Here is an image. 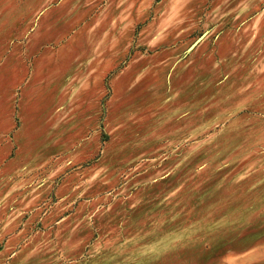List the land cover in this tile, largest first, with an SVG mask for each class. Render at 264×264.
I'll list each match as a JSON object with an SVG mask.
<instances>
[{
	"label": "rangeland",
	"instance_id": "obj_1",
	"mask_svg": "<svg viewBox=\"0 0 264 264\" xmlns=\"http://www.w3.org/2000/svg\"><path fill=\"white\" fill-rule=\"evenodd\" d=\"M263 32L264 0H0V54L45 45L78 84L2 102L24 124L0 134V264H227L259 243Z\"/></svg>",
	"mask_w": 264,
	"mask_h": 264
},
{
	"label": "crops",
	"instance_id": "obj_2",
	"mask_svg": "<svg viewBox=\"0 0 264 264\" xmlns=\"http://www.w3.org/2000/svg\"><path fill=\"white\" fill-rule=\"evenodd\" d=\"M261 17H263V13ZM259 22L261 24L263 21H259V19L255 20V23ZM252 36H257L256 31L251 30L250 37ZM16 38H18V36H16ZM13 41H18L20 43L15 47L16 51L14 53L12 49H10V44ZM260 44L261 47H264V32L260 36ZM44 46L45 45H41L40 48L36 49L34 44H31L30 41L25 42L11 38V42L4 47L3 52L0 54V110L5 102L6 105L9 103L8 105L11 109L15 108L18 115L23 114L24 107H26L28 103H35L45 89L50 90V92L53 91V100L56 98L59 100V103H56L57 106H60L62 98L64 96L66 97L67 94L68 103H71L77 96L78 84L76 79L71 81L70 76L62 78L56 54H47ZM8 53H11V55ZM259 60H261L260 71H264V53L260 55ZM67 90L68 92L66 93ZM257 91V95L260 99H263L260 102L262 105L259 127L261 132L264 133V90L255 89V92ZM56 113L57 111L55 114ZM3 115H0V134L9 127V130H6L8 131L6 135L8 138L16 140L23 132L21 127L24 122L21 119L20 126H15L16 128L7 123H4L5 126H1L4 122ZM12 116L13 115H8V120H12ZM9 123H12V121ZM11 150L12 148L7 150L8 156ZM251 165H259L264 170V147L259 157L252 159L244 157L243 166L249 167ZM23 181L26 180H22L21 182ZM224 258L227 264H264V238L259 243L248 246L247 248L227 250Z\"/></svg>",
	"mask_w": 264,
	"mask_h": 264
}]
</instances>
